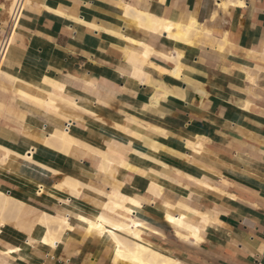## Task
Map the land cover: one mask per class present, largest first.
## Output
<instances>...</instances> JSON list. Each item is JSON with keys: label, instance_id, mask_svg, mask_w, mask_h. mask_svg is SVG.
Instances as JSON below:
<instances>
[{"label": "crops", "instance_id": "obj_1", "mask_svg": "<svg viewBox=\"0 0 264 264\" xmlns=\"http://www.w3.org/2000/svg\"><path fill=\"white\" fill-rule=\"evenodd\" d=\"M137 9L150 13L157 27L163 20L196 22L178 59L190 73L180 74V79L168 74L176 66L177 44L165 33L146 28L148 23L132 21L130 13ZM5 20L1 15L0 36L8 26ZM1 66L45 90L50 87L44 77L64 84L74 94H65L68 98L89 92L96 99L92 119L109 127L112 117L132 119L139 122H128L135 132L189 153L186 163L146 141L139 148L143 155L126 152L131 164L155 168L171 181L154 195L132 185V171L123 178L142 202L135 217L154 249L177 264H264V0H26L8 33ZM134 68L140 69L139 77ZM154 95L157 103H152ZM51 120L62 123L66 118L0 83V145L19 153L35 147V160L69 174L77 170L76 161L95 165V155L64 154L24 134L26 127L30 135ZM71 133L93 146L104 145V134L84 122H74ZM185 139L196 141V150L187 148ZM33 168L46 183L57 179L38 164ZM90 176L105 191L117 184L99 171ZM25 201L38 211L53 212L42 196ZM154 202L175 204L176 214L181 212L190 226L167 221ZM73 226L52 250L27 241L11 224L0 229L1 244L21 248L15 264H115L112 240L101 243L78 222ZM191 226L197 228V239Z\"/></svg>", "mask_w": 264, "mask_h": 264}, {"label": "bare ground", "instance_id": "obj_2", "mask_svg": "<svg viewBox=\"0 0 264 264\" xmlns=\"http://www.w3.org/2000/svg\"><path fill=\"white\" fill-rule=\"evenodd\" d=\"M3 3L5 2H2L0 5L1 10L6 6L11 10L14 0H9L8 5L5 3L6 6ZM130 14L132 21L136 22L137 25L148 23V25H145L146 28L165 33L171 40L176 42V66L168 70V74L180 79V74L185 75L190 73V69L179 62L178 59L183 53L184 45L191 42L189 35L196 28V25H194L196 22L193 23L192 21L186 25H181L163 20V22L158 21L160 25L157 27L154 24L152 25L154 21L150 13L137 9ZM122 18L128 19L130 17L123 15ZM133 42L135 43L134 40ZM144 54L147 56L148 51H144ZM2 56L0 57V83H5L21 93L40 101L45 105L46 109H52L61 118H66L62 123L54 120H51L52 122H45L38 126L36 131L30 135L28 134V127H26L24 134L30 136L38 144L64 154H71V152L77 151L83 155H95L98 160H94L95 165L91 167H87L82 162L76 161L77 170H75L74 174H69L62 172L56 166L35 160V147L28 148L25 152L19 153L0 145V229H7L8 225L11 224L19 233L27 237V241L40 244L52 250L66 240L68 231L74 227L72 222H78L84 226V230L89 236H96L101 243L112 240L111 261L115 264H177L178 262L172 258L154 249L152 244L142 236V222L135 217L137 210L142 208V202L126 186L123 178L128 170H130L135 174L133 186L144 187L154 195H158L163 185H170L171 181H168V177L155 168H145L131 164L127 160L128 155L126 152L132 150L131 152L140 154L141 156L142 152L139 148L146 141L184 159L186 163H190L189 153H180V151L171 145L151 138L147 133L135 132L128 124L130 121L135 122L132 119L112 117L114 120L113 127L92 119L89 116L94 115L97 110L94 105L96 99L91 93L84 92L76 96L77 98H68V96H65L67 93L70 94V97L74 96V94L70 93L68 86L45 77L41 80L50 89L39 88L38 85L30 84L20 79L16 74H12L8 69L1 66ZM139 71L140 69L134 68L133 74L137 75ZM137 76L139 77V75ZM27 89H31L30 92ZM179 94H182L181 91ZM164 96L165 92L161 93L159 98H163ZM151 100L152 103L158 102L156 95ZM76 121L84 122L100 130L105 136L104 139L102 138L104 145L102 147L93 146L74 136L71 133V129ZM135 123L139 125V122ZM134 134L135 136H133ZM195 142L185 139L184 145L191 150H196L197 144ZM144 156L158 163V160L154 156ZM34 164H38L44 172L55 176V178L57 177V179L54 182L51 181L52 183L42 181L34 173ZM93 171L102 172L108 177L115 179L116 186H110L111 188L108 191L97 187L94 184L95 179L90 176ZM2 180H6L7 184H3ZM13 184L19 186L17 191L10 186ZM183 186L185 187V185ZM18 192L19 195L17 196ZM191 193L193 194V192ZM35 195L42 196L52 206L53 212L46 210L38 211L34 207L27 205L25 201L26 197ZM174 205L169 203L159 205L156 202L153 204L155 209L163 212L164 218L167 221L181 225L182 227L186 226L187 229L190 224L184 222V215L181 212L176 214L177 210ZM35 211L38 213L34 216L33 213ZM188 220L187 218L185 221L187 222ZM200 221L198 222L200 223ZM202 221L204 224L205 220L202 219ZM198 225L196 224L197 227L202 224ZM202 226L200 227L203 228ZM196 230L195 226L194 228L191 226V232L195 238ZM189 235L186 236L189 237ZM17 250H21V248L18 246L6 247L1 244L0 239V257L10 259V264H15L12 260H15L19 255ZM0 264L7 263L0 260Z\"/></svg>", "mask_w": 264, "mask_h": 264}, {"label": "built area", "instance_id": "obj_3", "mask_svg": "<svg viewBox=\"0 0 264 264\" xmlns=\"http://www.w3.org/2000/svg\"><path fill=\"white\" fill-rule=\"evenodd\" d=\"M26 0H14L11 10L8 13V26L6 32L0 36V57L6 53L8 47L7 37L10 30L17 24L23 11Z\"/></svg>", "mask_w": 264, "mask_h": 264}, {"label": "rangeland", "instance_id": "obj_4", "mask_svg": "<svg viewBox=\"0 0 264 264\" xmlns=\"http://www.w3.org/2000/svg\"><path fill=\"white\" fill-rule=\"evenodd\" d=\"M0 2H1V0H0ZM5 3H7V2H5ZM4 3V4H5ZM5 6H6V4H5ZM9 9L7 8V6L4 8V9H2V10H0V16L1 15H4V16H6V20L4 21V25H7V22H8V13H9ZM72 224L73 225H75V222H72ZM81 225V224H80ZM83 228H84V226L83 225H81Z\"/></svg>", "mask_w": 264, "mask_h": 264}]
</instances>
